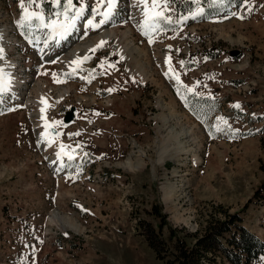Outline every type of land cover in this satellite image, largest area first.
Listing matches in <instances>:
<instances>
[{
    "label": "rangeland",
    "instance_id": "374dc122",
    "mask_svg": "<svg viewBox=\"0 0 264 264\" xmlns=\"http://www.w3.org/2000/svg\"><path fill=\"white\" fill-rule=\"evenodd\" d=\"M167 3L157 10L171 23L145 26L143 4L120 0L92 28L106 0H73L85 11L58 36L44 25L75 15L67 0H35L43 22L23 23L19 0H0V68L21 80L0 93V264H181L176 237L193 246L234 213L264 238V205L250 200L264 182V0ZM100 32L110 39L74 67L72 52ZM61 144L76 155L65 165L54 158ZM155 206L166 215L164 260L141 234L145 221L164 224ZM203 264L231 263L210 253Z\"/></svg>",
    "mask_w": 264,
    "mask_h": 264
},
{
    "label": "trees",
    "instance_id": "16d2710c",
    "mask_svg": "<svg viewBox=\"0 0 264 264\" xmlns=\"http://www.w3.org/2000/svg\"><path fill=\"white\" fill-rule=\"evenodd\" d=\"M242 0H220L226 5H240ZM206 11L213 12L210 7ZM193 94H187L186 102L188 107L196 114L200 115V107L194 105ZM203 101L207 98H200ZM208 112L207 114H209ZM264 130V128H263ZM251 201L264 205V182L254 192ZM156 214L164 220V224L156 228L151 222L145 221L146 229L141 233L149 246L154 250L158 259H165V247L167 241L163 237V227L167 222L166 215L162 213L160 207L155 206ZM172 231V228H170ZM176 236V235H174ZM174 246L179 250L178 260L181 264H203L206 257L221 254L231 264H250L264 258V238L242 224L241 217L234 213L225 220H217L210 223L205 233L198 237L193 246L187 244L185 239L176 237Z\"/></svg>",
    "mask_w": 264,
    "mask_h": 264
},
{
    "label": "snow or ice",
    "instance_id": "6c2138e0",
    "mask_svg": "<svg viewBox=\"0 0 264 264\" xmlns=\"http://www.w3.org/2000/svg\"><path fill=\"white\" fill-rule=\"evenodd\" d=\"M142 3H144L145 5V26H155L159 23V20H165L168 23H171V17L170 16H166L164 15L163 11H159L157 10L158 8L162 7L164 9H167L168 7V3L167 0H164V3L161 5L159 3V0H151V11L147 10L148 9V5L146 0H141ZM35 3V0H27V3H25V0H19V6L22 10V15H21V21L20 23L26 22L28 20H31L32 18H35L37 20H40L41 22H43L44 17L38 13V12H34V11H30L31 6ZM57 3H59V0H57ZM107 3V7L109 8V10L113 9L115 7V0H106ZM67 8L69 9H75V5L73 4V0H67ZM85 11V8L83 6V4H81V6L78 9H75V15H73L72 17L68 16L67 13V9L64 13L65 15V24H59L58 21H53L51 24H46L44 25L45 27H52L53 31H57V26L59 27L60 30L63 31V33L66 34V32L68 31V29L73 28L75 26V21L77 18H79L81 15H83ZM235 15V13H233ZM105 17V20H101L98 23L94 21V19H89L87 21V25L89 27L92 28H97L100 26V24L104 23L107 19L108 16L111 15V11L104 13L103 14ZM243 18V17H241ZM184 19H187V17H184ZM70 21V22H68ZM145 35H148L147 32H145ZM151 39H150V43H151ZM103 41L100 42V44L97 45L98 47L103 46ZM96 48H93L92 51H95ZM2 53H3V49H0V58H2ZM88 57H83V58H78L77 60H73L72 64H80L83 63V61L87 60ZM171 58H168V63H169V70L172 71L171 69ZM181 64H183L184 62L181 61ZM114 67V66H113ZM3 70L0 69V93L4 92L7 90L8 86L10 85V78H8L7 80L4 78V76L2 75ZM54 79L56 80V82L60 83L63 81H60L58 79H56L55 75H54ZM177 82L179 83V77H176ZM109 91H113L112 89H110ZM188 91H192L191 88L188 89ZM42 103H44V101H41ZM236 108H239L240 105L237 104L235 105ZM44 109H41V112H43ZM221 120H223V118H220ZM223 123L227 124V121H223ZM54 126V125H53ZM48 127H50L47 123L45 124V128L47 129ZM218 131L220 130L219 128L217 129ZM78 134V133H77ZM47 135V133H45V136ZM49 144H51L53 141H48ZM65 145L61 144L60 145V152H57V159H60L62 155H67L69 160L73 159V156L67 152L64 151L65 149Z\"/></svg>",
    "mask_w": 264,
    "mask_h": 264
},
{
    "label": "bare ground",
    "instance_id": "6f19581e",
    "mask_svg": "<svg viewBox=\"0 0 264 264\" xmlns=\"http://www.w3.org/2000/svg\"><path fill=\"white\" fill-rule=\"evenodd\" d=\"M140 3L141 0H139ZM147 2V5H148V9L147 10H150L151 11V2L150 0H146ZM119 3H120V0H115V7L113 9H111V15L114 13V11L118 8L119 6ZM143 6L145 7L144 3H142ZM106 9V8H105ZM109 10V8H107ZM107 12V11H106ZM109 12V11H108ZM104 14V13H103ZM110 15V16H111ZM110 16L107 17L106 21L110 19ZM80 19L77 18L76 21H75V25L78 23V20ZM105 21V22H106ZM104 22V24H105ZM51 31H53V28L52 27H48ZM74 28H70L68 29V31L66 32V34H68L70 31H72ZM54 32V31H53ZM56 34L58 36H60V34H63L61 31L60 32H57L55 31ZM1 36L2 37H5L6 36V32L5 31H2L1 32ZM110 39V35L109 34H103V32H100L98 35H94L91 37L90 41H88L87 43H85L82 47L78 48V49H75L72 54L74 55L75 57V60H77L78 58H83L85 57L88 53H90V51L93 49V48H96L98 44H100L101 41L103 42H107V40ZM122 55H124L125 57H127V54L124 52V51H121ZM78 65L80 64H74V67H77ZM3 70V73L2 75L4 76V78L7 80L8 78H10V85L8 86L7 89H13L15 87H18L20 84H21V80L20 78L14 74L15 72H13V70L10 69L9 67V64L8 63H5L1 66V68ZM132 74L134 75V77H137V78H140L142 81L146 80V76L144 75L143 71H139V70H135V71H132ZM63 95H65L64 93H61L59 95V98H62ZM42 98H40L39 100V103H40V106H39V113L41 114V119L43 121V124H42V127H43V131H42V134L43 136H45V133H47V135L45 137L47 138H51V130H50V127H48L47 129L45 128V124H46V119H47V112H48V108L50 107V100H48V98L45 97V95H41ZM44 101V103H42L41 101ZM44 109L43 112H41V109ZM57 142V141H55ZM55 142H53L54 144H56ZM61 149H60V145H57L56 147V153L57 152H60ZM65 152L71 154L73 156V159L74 157H76V155H74L72 152H70L69 150H67L66 148L64 149ZM169 150L168 149H163L159 155V162H163L164 161V158L166 157V155L168 154ZM55 161L56 163H58V165H65L66 161L69 160L68 159V156L67 155H62L60 159H57V155L55 154ZM131 169H136V168H140L141 165L140 163L139 164H134L131 162V160H128L126 162ZM143 165V164H142ZM172 190L171 188L168 190L166 189L165 190V200H167L168 202L171 200V197H172Z\"/></svg>",
    "mask_w": 264,
    "mask_h": 264
},
{
    "label": "water",
    "instance_id": "95a60500",
    "mask_svg": "<svg viewBox=\"0 0 264 264\" xmlns=\"http://www.w3.org/2000/svg\"><path fill=\"white\" fill-rule=\"evenodd\" d=\"M239 55H240L239 50H233V52H232L233 57H238ZM70 119H71L70 115L66 117V120H70Z\"/></svg>",
    "mask_w": 264,
    "mask_h": 264
}]
</instances>
